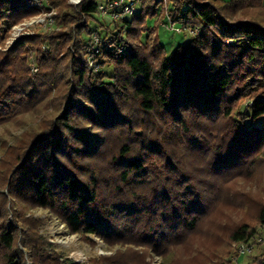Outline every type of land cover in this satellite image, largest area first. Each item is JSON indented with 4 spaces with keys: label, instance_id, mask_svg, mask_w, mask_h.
<instances>
[{
    "label": "trees",
    "instance_id": "trees-1",
    "mask_svg": "<svg viewBox=\"0 0 264 264\" xmlns=\"http://www.w3.org/2000/svg\"><path fill=\"white\" fill-rule=\"evenodd\" d=\"M100 1L82 0L64 14L70 29L22 38L0 56V126L35 95L58 89L62 101L48 126L13 148L1 196L0 264H74L53 251L40 221L24 215L32 209L48 211L73 235L166 250L199 228L264 147L257 124L264 119V25L247 19L244 0H169L174 21L198 29L180 34L187 41L172 51L160 34L143 30L159 16L147 28L158 30L163 1L142 0L134 16L118 21L115 47L102 48L94 72L87 55L91 34L100 33L92 25ZM32 2L0 0V41L40 12ZM69 38L65 76L57 50ZM33 46L41 67L35 76L26 68ZM44 81L52 87L45 92ZM246 97L248 111L236 113ZM258 220L264 226V205ZM257 236L242 224L231 239L256 246Z\"/></svg>",
    "mask_w": 264,
    "mask_h": 264
},
{
    "label": "rangeland",
    "instance_id": "rangeland-1",
    "mask_svg": "<svg viewBox=\"0 0 264 264\" xmlns=\"http://www.w3.org/2000/svg\"><path fill=\"white\" fill-rule=\"evenodd\" d=\"M162 1L159 9L165 14L163 19L158 21V30L151 33L147 28L153 27L159 16L148 21V25L144 26L143 30L149 32L146 36L160 34L162 42L169 51H172L177 45L185 43L187 38L171 29L169 21L178 25L169 13L172 3L169 0ZM104 2L100 1V3ZM244 3L246 5L241 10H249V14L252 15L247 19L252 18L264 25V0L253 2L244 0ZM31 5L40 12L10 26L7 37L0 41V56L13 48L22 38L51 36L70 29L72 23L66 22L64 14L70 13V10H77L78 4L73 0H33ZM98 18L100 21H93L92 25L98 26L100 33L95 31L91 34L92 45L90 54L87 55L88 65L94 72L101 69L98 59L102 48L115 47V39L120 36L117 31L118 26L121 25L119 20H110L102 16ZM241 18L237 16L234 21ZM142 40L147 41L145 36ZM233 42L231 39L227 41L230 45ZM45 46L44 43L39 47L42 49ZM70 46L71 48L74 46L73 39L60 45L57 50L61 62L58 72L64 75L66 74L64 66L69 60L67 48ZM37 47H30L28 51L30 56L26 65L28 72L34 76L41 72L37 59ZM105 71L111 73V69H105ZM46 82H42L43 86H39L40 90L52 88L48 84L45 85ZM60 94L58 89H52L48 94L35 95L31 102L25 103L22 113L0 126V207L7 204L6 200L2 199V194L7 195L6 183L17 154V148L13 149L14 146L25 144L35 132L41 127L48 126L57 116L58 107L62 102L59 99ZM251 104V97L242 99L236 105V113L247 112ZM246 122L248 124L250 120ZM257 124L264 126V119ZM242 173L224 189L219 202L199 228L180 242L170 238L172 243L166 250L156 251L151 247L122 243L113 245L97 236L85 238L78 234L73 235L66 225L42 209L25 210L24 215L40 221L39 232L52 244L53 251L62 256V260L74 264H258L264 256V245L261 244L264 240V226L258 220L259 210L264 205V147L253 163L248 165ZM8 218L11 219L12 215ZM242 224L255 228L258 236L255 239L257 244L252 252L238 257L241 243L233 242L231 235ZM109 258L112 260L107 261Z\"/></svg>",
    "mask_w": 264,
    "mask_h": 264
},
{
    "label": "built area",
    "instance_id": "built-area-1",
    "mask_svg": "<svg viewBox=\"0 0 264 264\" xmlns=\"http://www.w3.org/2000/svg\"><path fill=\"white\" fill-rule=\"evenodd\" d=\"M74 3L79 4L82 0H73ZM104 3H99L98 13L99 16L107 17L110 20H122L134 16L142 6V0H103ZM171 29L186 36L196 35L198 29L190 26L175 25L171 21ZM255 248L254 244L241 243L239 246L238 257L251 253Z\"/></svg>",
    "mask_w": 264,
    "mask_h": 264
}]
</instances>
